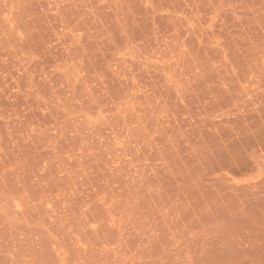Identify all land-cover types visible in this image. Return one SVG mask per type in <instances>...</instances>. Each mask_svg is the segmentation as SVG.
Returning a JSON list of instances; mask_svg holds the SVG:
<instances>
[{"label":"rangeland","instance_id":"obj_1","mask_svg":"<svg viewBox=\"0 0 264 264\" xmlns=\"http://www.w3.org/2000/svg\"><path fill=\"white\" fill-rule=\"evenodd\" d=\"M0 264H264V0H0Z\"/></svg>","mask_w":264,"mask_h":264}]
</instances>
